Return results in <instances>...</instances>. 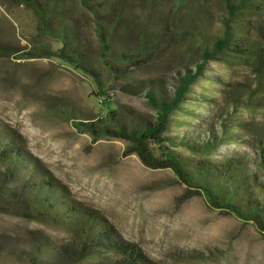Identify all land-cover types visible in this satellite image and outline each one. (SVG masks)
<instances>
[{"label":"rangeland","instance_id":"obj_1","mask_svg":"<svg viewBox=\"0 0 264 264\" xmlns=\"http://www.w3.org/2000/svg\"><path fill=\"white\" fill-rule=\"evenodd\" d=\"M242 17L244 30H250L248 22L264 23L252 9ZM226 18L222 0H129L108 56L124 69L117 75L105 60L91 11L81 0L63 1L55 21L71 30L84 61L97 70L105 93L98 97L91 76L50 55L62 43L39 29L32 11L0 0V119L21 133L27 150L72 196L101 211L159 264H264V237L252 221L211 207L202 195L181 201L186 185L173 171L149 168L136 154L124 155V140L93 141L73 121L100 114L101 99L113 108L153 116L144 95L124 85L161 82L172 90L178 73L201 61L213 39L223 36ZM251 36L262 38L257 29ZM227 53L206 62L204 76L192 85L193 96L183 110L174 112L168 133L179 141L203 137L220 131L218 124L224 122L238 140L219 144L214 157L237 150L254 157V142L264 135V73ZM175 149L191 163L203 157L182 144ZM44 237L58 245L70 234L0 212V264H69L56 255L43 262L38 249Z\"/></svg>","mask_w":264,"mask_h":264},{"label":"trees","instance_id":"obj_2","mask_svg":"<svg viewBox=\"0 0 264 264\" xmlns=\"http://www.w3.org/2000/svg\"><path fill=\"white\" fill-rule=\"evenodd\" d=\"M10 1L32 11L39 29L60 39L61 47L50 55L86 72L96 81L99 88L96 95L104 96L97 70L84 61L83 48L73 39L70 29L61 21H55L57 9L65 0ZM222 2L227 13L223 36L213 39L201 61L178 73L172 90L161 82L124 85L127 91L144 95L154 109L153 116L131 107L113 108L110 100L101 99L103 111L100 114L73 122L80 132L89 133L93 141L124 140L127 143L124 155L136 154L149 168L173 171L178 182L186 185L181 201L202 195L211 207L252 221L264 237V135L254 142V157L237 150L216 159L213 154L219 144L238 140L226 130L224 122L218 124L220 131L210 130L208 136L203 137L190 135L179 141L168 133L174 112L183 110L182 104L193 96L191 87L204 76L208 60L223 59L222 56L231 51L233 56L256 65L258 71L264 73V23L248 22L250 30H244L242 17L247 9L264 17V0ZM81 3L94 16L109 68L117 75L122 74V66L108 56L114 52L116 33L122 26L129 0H81ZM255 29L262 35L261 40H253L251 35ZM261 85L260 79L258 86ZM179 144L203 157L200 161L188 162L175 149ZM0 212L60 226L69 232V241L58 245L43 238L38 249L43 262L50 255H56L69 264L84 261L88 264H159L137 243L126 239L101 211L72 196L68 187L27 150L21 133L1 119Z\"/></svg>","mask_w":264,"mask_h":264}]
</instances>
